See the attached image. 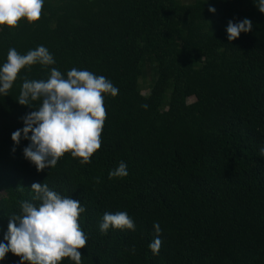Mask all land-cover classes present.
<instances>
[{
	"label": "trees",
	"instance_id": "16d2710c",
	"mask_svg": "<svg viewBox=\"0 0 264 264\" xmlns=\"http://www.w3.org/2000/svg\"><path fill=\"white\" fill-rule=\"evenodd\" d=\"M204 2L45 0L38 20L0 26V63L9 48L37 45L55 61L20 69L0 95V239L42 182L85 209L81 264H264V13L254 0ZM245 17L251 29L228 41L227 22ZM53 67L102 75L118 93L102 94L106 116L89 163L65 152L37 172L22 156L28 141L13 145L10 134L40 103L16 102L22 82ZM119 161L127 175L110 178ZM105 211L127 212L134 230L102 234ZM18 260L8 252L0 264Z\"/></svg>",
	"mask_w": 264,
	"mask_h": 264
},
{
	"label": "clouds",
	"instance_id": "9594fccd",
	"mask_svg": "<svg viewBox=\"0 0 264 264\" xmlns=\"http://www.w3.org/2000/svg\"><path fill=\"white\" fill-rule=\"evenodd\" d=\"M45 0H0V26L14 27L23 18L31 23L39 19ZM206 2V0H205ZM204 2V3H205ZM257 9L264 13V0H254ZM209 13L215 8L208 7ZM252 22L242 18L226 24V39L232 41L241 33H247ZM55 63L52 54L44 45H37L25 54L9 48L6 59L0 63V95H8L20 69L33 64L41 66ZM46 79H25L16 102L29 106L39 100L38 107L21 117L23 126L10 134L13 145L26 139L22 149L24 159L34 165L37 172L54 167L57 160L68 152L79 158L83 165L90 162L91 155L100 147V133L106 116L104 95L115 96L118 88L102 75L86 69H69L62 74L57 68H49ZM147 108V105H141ZM30 133V134H29ZM12 151H15L13 147ZM264 157V147L260 148ZM127 175V166L119 161L108 176ZM31 201L20 202V212L8 217L7 227L0 239V261L11 252L19 257L17 264H59L68 258L72 264H81L78 249L85 246L87 237L79 226L78 217L85 211L77 199L62 196L42 182H33L29 188ZM32 201H38L33 203ZM134 230L135 224L125 211L107 212L101 216L99 231L104 234L109 228ZM156 234L148 244L152 254L158 253L161 239L159 223L153 222Z\"/></svg>",
	"mask_w": 264,
	"mask_h": 264
},
{
	"label": "rangeland",
	"instance_id": "374dc122",
	"mask_svg": "<svg viewBox=\"0 0 264 264\" xmlns=\"http://www.w3.org/2000/svg\"><path fill=\"white\" fill-rule=\"evenodd\" d=\"M146 91H147V89H146V88H143L142 92L145 93ZM189 99H190V100H193L194 97H190Z\"/></svg>",
	"mask_w": 264,
	"mask_h": 264
}]
</instances>
